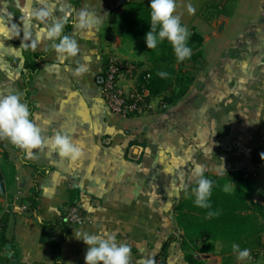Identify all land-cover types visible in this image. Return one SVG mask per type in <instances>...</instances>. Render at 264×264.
<instances>
[{
	"label": "crops",
	"instance_id": "0c3cea01",
	"mask_svg": "<svg viewBox=\"0 0 264 264\" xmlns=\"http://www.w3.org/2000/svg\"><path fill=\"white\" fill-rule=\"evenodd\" d=\"M129 2L149 7V0H0V94L22 95L43 138L31 156L0 140V264H53L40 221L57 218L70 202L84 219L69 225L62 264H84L87 246L75 237L102 230L130 246V264L158 256L164 264H260L264 231L263 249L246 247L252 258L241 262L233 243L189 240L178 215L192 195L197 165L224 191L246 182L253 201L264 199V166L254 161L264 153V0H176L182 24L203 38L200 57L183 65L190 85L165 108L158 96L154 111L121 117L101 96L108 57L149 70L144 51L116 33ZM45 4L53 6L51 17L30 18ZM81 12L96 21L91 30L77 27ZM57 19L66 20L64 34L76 40L77 56L61 59L40 31ZM81 64L88 71L74 75ZM57 132L82 149L79 160L69 162L48 146ZM34 188L37 212L28 204Z\"/></svg>",
	"mask_w": 264,
	"mask_h": 264
},
{
	"label": "trees",
	"instance_id": "16d2710c",
	"mask_svg": "<svg viewBox=\"0 0 264 264\" xmlns=\"http://www.w3.org/2000/svg\"><path fill=\"white\" fill-rule=\"evenodd\" d=\"M150 8L141 2L127 3L122 13L115 21L117 35L121 38L134 42L147 53L150 78L147 84L150 95L158 97L171 104L179 99L188 89L191 76L187 69L183 73L184 64L195 62L201 55L200 48L203 38L198 33L190 31L191 36L188 46L192 49V56L183 62H177L171 45L165 41L157 50L147 49L145 34L149 30ZM31 65L28 63L27 65ZM32 72L37 70L32 66ZM167 72L166 78L157 75L158 72ZM254 161L264 166V153L258 152ZM213 181L211 196V208H198L194 204V196L191 195L184 203L179 205L180 213L178 220L184 229V236L193 241L195 238L202 241L219 239L227 243L243 244L263 249L260 243V234L264 231L263 207L253 201L249 196L252 189L250 183L241 185L228 193L223 189V183L217 178ZM196 186V183L191 187ZM5 194L4 174L0 166V198ZM38 190L34 188L28 199V204L33 212H37ZM69 207L74 206L70 202ZM185 209V211H184ZM214 215L209 216V212ZM67 211L53 220H41L42 227L40 241L48 246L53 264H62L61 247L70 232L69 223L66 219ZM2 262V259L0 258Z\"/></svg>",
	"mask_w": 264,
	"mask_h": 264
},
{
	"label": "clouds",
	"instance_id": "9594fccd",
	"mask_svg": "<svg viewBox=\"0 0 264 264\" xmlns=\"http://www.w3.org/2000/svg\"><path fill=\"white\" fill-rule=\"evenodd\" d=\"M41 3L44 4V0H41ZM52 7L50 4H45L33 9L30 18L45 21L51 17ZM149 8L150 27L144 37L147 49L157 50L159 45L167 41L173 49L177 62L190 59L192 49L188 46V40L191 33L182 24L180 15L176 14V0H149ZM195 11V7L189 3L187 12L194 14ZM95 23L96 21L89 18L86 12H81L77 27L91 30ZM65 24L66 20L57 19L50 26L40 30L45 39L52 41L51 48L61 59L75 57L79 52L76 40L64 34ZM87 71V66L81 64L73 70V74L80 76ZM157 75L166 78L168 73L161 71ZM31 115L20 93L0 94V140L7 139L28 156L32 155L33 149H39L43 145L41 129L30 119ZM48 146L59 157L69 162H75L83 155L82 149L60 132L49 138ZM204 171L200 165L193 169L192 175L196 178V186L192 189V195L196 207L210 209L213 181L205 176ZM208 215L212 216L214 213L210 211ZM75 238L87 246L84 264H130L131 248L126 243H118L114 232L103 230L94 234L85 232ZM232 251L238 261L245 262L252 258L251 251L248 248L241 249L239 244L233 243Z\"/></svg>",
	"mask_w": 264,
	"mask_h": 264
},
{
	"label": "built area",
	"instance_id": "2783aa9c",
	"mask_svg": "<svg viewBox=\"0 0 264 264\" xmlns=\"http://www.w3.org/2000/svg\"><path fill=\"white\" fill-rule=\"evenodd\" d=\"M150 74L139 65L118 60L115 56L108 57L101 83V96L110 113L121 117H131L137 114L154 111V100L147 87ZM127 83L126 86L122 84ZM159 108H165L166 103L158 102ZM264 210V199L257 201ZM66 219L69 225L80 223L84 215L75 205L67 211ZM264 219V215H263ZM261 264H264V250L260 253ZM148 264H164V257L158 256Z\"/></svg>",
	"mask_w": 264,
	"mask_h": 264
},
{
	"label": "water",
	"instance_id": "95a60500",
	"mask_svg": "<svg viewBox=\"0 0 264 264\" xmlns=\"http://www.w3.org/2000/svg\"><path fill=\"white\" fill-rule=\"evenodd\" d=\"M224 26V21L222 20L220 25L218 26V31L220 32Z\"/></svg>",
	"mask_w": 264,
	"mask_h": 264
},
{
	"label": "rangeland",
	"instance_id": "374dc122",
	"mask_svg": "<svg viewBox=\"0 0 264 264\" xmlns=\"http://www.w3.org/2000/svg\"><path fill=\"white\" fill-rule=\"evenodd\" d=\"M144 53L146 54V56H147V53L144 51ZM187 71V69H183V73L184 72H186ZM261 259L259 258V261H260ZM260 264H261V262H260Z\"/></svg>",
	"mask_w": 264,
	"mask_h": 264
}]
</instances>
